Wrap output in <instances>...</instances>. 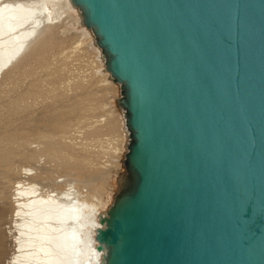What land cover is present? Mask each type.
<instances>
[{
	"label": "water",
	"instance_id": "95a60500",
	"mask_svg": "<svg viewBox=\"0 0 264 264\" xmlns=\"http://www.w3.org/2000/svg\"><path fill=\"white\" fill-rule=\"evenodd\" d=\"M127 130L101 264H264V0H70Z\"/></svg>",
	"mask_w": 264,
	"mask_h": 264
},
{
	"label": "bare ground",
	"instance_id": "6f19581e",
	"mask_svg": "<svg viewBox=\"0 0 264 264\" xmlns=\"http://www.w3.org/2000/svg\"><path fill=\"white\" fill-rule=\"evenodd\" d=\"M55 7L65 17L63 21L73 24L71 28L80 32L76 41L72 38V52H66L63 59L67 60L76 51H93L91 57L95 55L103 69L99 78L109 80L110 89L119 87L105 70L94 36L83 26L79 10L70 0H0V79L9 80L25 68H32L27 70L31 73L36 66H46L50 57L62 55L63 50L56 54L60 42L54 40L57 36L52 32L59 25L49 24ZM54 80L64 82L62 73ZM82 87L83 83L74 84V89ZM92 129L83 138L126 131L122 141L124 158L128 134L122 111ZM8 135L5 143L0 136V264H101L103 252L97 251L95 234L101 228L99 218L106 212L103 210L92 217L88 188L82 184L94 175L82 172L78 166L85 159L76 158L75 164H71L62 157L55 161L57 166H50L45 157L53 154L50 147L58 144L57 140L48 141L46 136H40L42 144L39 143L46 150L25 155L18 147L26 139ZM101 148L104 153L111 152L108 146ZM81 245L85 247L84 252Z\"/></svg>",
	"mask_w": 264,
	"mask_h": 264
},
{
	"label": "rangeland",
	"instance_id": "374dc122",
	"mask_svg": "<svg viewBox=\"0 0 264 264\" xmlns=\"http://www.w3.org/2000/svg\"><path fill=\"white\" fill-rule=\"evenodd\" d=\"M62 15L55 7L49 24L59 25L52 32H56L54 40L60 42L56 54L63 50V57H56V61L50 57L46 66H36L31 73L27 70L32 68H25L9 80L0 79V136L4 143L8 134L25 138L26 141L18 147L25 155L27 152L46 150L41 145L40 136H46L48 141L57 140L58 144L50 147L54 150L52 155L56 156L55 159L52 155L45 157L50 166H57L55 161L62 157L71 164H75L76 158L85 159L78 162V166L82 172L94 175L82 184L88 188L87 199L92 203L94 217V214L108 210L120 189L125 172L122 141L126 131L115 130L97 138L83 137H87L92 127H100V124L121 113L116 104L120 90L119 87L110 89V81L103 77L100 79L103 69L99 67L96 56L91 57L93 51H76L67 60L63 59L72 52L80 32L71 28L73 24L63 21L65 17ZM60 73L64 82L54 80ZM75 83H83L84 87L74 89ZM100 145L108 146L111 152L106 153V150L104 153ZM116 150L119 151L114 154ZM81 247L84 252V245Z\"/></svg>",
	"mask_w": 264,
	"mask_h": 264
}]
</instances>
